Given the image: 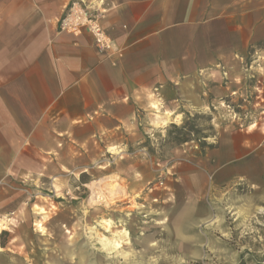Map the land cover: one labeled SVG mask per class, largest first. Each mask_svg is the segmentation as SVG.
Returning <instances> with one entry per match:
<instances>
[{"label": "rangeland", "instance_id": "obj_1", "mask_svg": "<svg viewBox=\"0 0 264 264\" xmlns=\"http://www.w3.org/2000/svg\"><path fill=\"white\" fill-rule=\"evenodd\" d=\"M191 81L179 121L163 123L152 104L147 133L121 153L26 148L2 169L0 264H264V39ZM173 124L188 141L172 140ZM102 177L126 192L88 208ZM114 233L124 248L107 254L97 235Z\"/></svg>", "mask_w": 264, "mask_h": 264}, {"label": "crops", "instance_id": "obj_2", "mask_svg": "<svg viewBox=\"0 0 264 264\" xmlns=\"http://www.w3.org/2000/svg\"><path fill=\"white\" fill-rule=\"evenodd\" d=\"M73 1L0 0V178L26 148L121 153L152 104L178 122L194 76L264 39V0H80L123 51L107 54L87 30L59 31Z\"/></svg>", "mask_w": 264, "mask_h": 264}, {"label": "built area", "instance_id": "obj_3", "mask_svg": "<svg viewBox=\"0 0 264 264\" xmlns=\"http://www.w3.org/2000/svg\"><path fill=\"white\" fill-rule=\"evenodd\" d=\"M58 28L59 31L76 36L87 30L93 35L95 45L100 51L122 55V49L116 45L101 24L100 13L80 0H75L68 5L58 20Z\"/></svg>", "mask_w": 264, "mask_h": 264}, {"label": "bare ground", "instance_id": "obj_4", "mask_svg": "<svg viewBox=\"0 0 264 264\" xmlns=\"http://www.w3.org/2000/svg\"><path fill=\"white\" fill-rule=\"evenodd\" d=\"M167 114H168V117H170V118L172 117V114H170V113H167ZM104 178L102 177L101 179L91 183L90 187H92V193H91V196L89 197V200H88V208H91L94 210L99 209V207L102 206V204L104 203L105 207H106L105 209L107 210L110 206V201L114 197H117L118 195L124 194L126 192L125 187L118 181H114V182L104 181L103 184L98 183V181L105 180ZM105 190H107L108 191L107 193L110 194L109 197L110 198L112 197V199H109V201L107 200L106 196L104 195L106 193ZM87 212L88 211H86V213ZM104 223H106L107 226L110 227V229H107L108 231L111 230V227H114V225H115V222L111 218L105 219ZM93 229H94V227H91V233L92 234L94 231ZM122 233H124L125 236L124 235L123 236L125 237L126 240L130 237L127 230H124ZM116 236H118L116 233H114L113 237H111V238L107 237V236H98L97 235L98 239L103 243V248H104V250L107 251V254H113L119 250L120 251L123 250L124 246L117 238H115ZM69 250L71 251V247H69ZM79 264H82V262L80 261Z\"/></svg>", "mask_w": 264, "mask_h": 264}, {"label": "trees", "instance_id": "obj_5", "mask_svg": "<svg viewBox=\"0 0 264 264\" xmlns=\"http://www.w3.org/2000/svg\"><path fill=\"white\" fill-rule=\"evenodd\" d=\"M173 127L179 130V132L181 133V135L179 134V136H174L172 138L173 141L185 142L189 140L188 137L186 136L187 133L185 132L184 127H179L176 124H173Z\"/></svg>", "mask_w": 264, "mask_h": 264}]
</instances>
